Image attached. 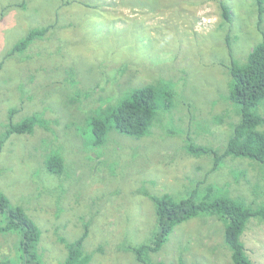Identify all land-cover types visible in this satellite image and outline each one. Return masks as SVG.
I'll return each mask as SVG.
<instances>
[{
	"label": "rangeland",
	"instance_id": "374dc122",
	"mask_svg": "<svg viewBox=\"0 0 264 264\" xmlns=\"http://www.w3.org/2000/svg\"><path fill=\"white\" fill-rule=\"evenodd\" d=\"M222 4L231 18L225 20ZM52 25L44 39L7 57L32 29ZM264 36L256 0H0V136L12 120L38 115L32 134L13 135L0 153V188L39 225L43 264H64L66 246L89 234L90 264H141L129 246L157 232L148 194L202 200L226 196L264 204V163L230 156L210 173L211 156L191 143L223 150L240 119L230 100L232 61L243 64ZM161 82L174 91L141 139L108 133L89 145L86 118ZM264 116V102L257 108ZM59 151L67 173L50 176L45 160ZM3 219L0 217V226ZM228 222L202 214L175 227L155 262L234 264ZM253 264H264V221L251 218L241 236ZM20 239L0 232V259L17 260ZM20 253V252H19Z\"/></svg>",
	"mask_w": 264,
	"mask_h": 264
},
{
	"label": "trees",
	"instance_id": "16d2710c",
	"mask_svg": "<svg viewBox=\"0 0 264 264\" xmlns=\"http://www.w3.org/2000/svg\"><path fill=\"white\" fill-rule=\"evenodd\" d=\"M259 12L264 13V0H256ZM222 15L225 20L231 18L229 8L222 4ZM52 25L32 29L8 53L7 57L24 52L36 40L44 39ZM4 65L0 61V70ZM229 72L232 77L230 100L240 108L239 121L232 127V134L225 149L219 150L208 146L191 143L187 146L189 153L195 156H211L213 166L210 173L216 172L227 158H244L264 163V116L258 113L257 108L264 102V36L262 41L254 46L248 54L245 63L232 61ZM174 91L161 82L146 84L135 88L130 96L108 107L89 115V125L92 128L93 140L89 145L94 148L102 147L108 133L116 130L118 133L135 139L148 136L155 124L160 107L170 111L174 106ZM43 121L38 115H31L20 122H13L12 112L10 123L0 136V153L5 143L13 135L32 134L35 126ZM46 172L50 176H65L67 167L64 157L59 151L50 153L45 160ZM2 169L0 167V176ZM212 186L207 188L206 194L200 201L194 199L197 189L186 198L176 199L170 194L160 196L151 195L155 205L157 217V232L149 243L139 246H129L141 264H168L162 261L155 262L151 255L159 252L176 226L198 217L202 214L217 215L228 222L225 229V242L232 252L234 264H253L246 253L241 241L247 223L251 218L264 221V204L259 207L247 206L244 201L226 196L213 197ZM0 217L3 224L0 232L18 234L20 243L18 258L0 259V264H43L38 245L42 232L39 225L19 205H13L7 195L0 188ZM89 234V225L86 224L81 237L69 242L61 237L66 246L67 257L64 264H90L91 257L84 251V243ZM176 264H187L183 261ZM196 264V263H195Z\"/></svg>",
	"mask_w": 264,
	"mask_h": 264
}]
</instances>
